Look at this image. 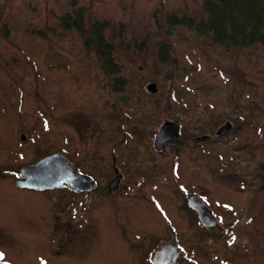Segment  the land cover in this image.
<instances>
[{
  "label": "rangeland",
  "instance_id": "374dc122",
  "mask_svg": "<svg viewBox=\"0 0 264 264\" xmlns=\"http://www.w3.org/2000/svg\"><path fill=\"white\" fill-rule=\"evenodd\" d=\"M202 7L203 0H0L1 264H152L162 224L172 216L185 254L178 264H264V43L227 48L164 22L166 11L200 14ZM78 12L86 23L108 19L114 57L129 76L123 90L115 91L112 78L99 72V56L85 46L80 30L62 26L65 14L77 23ZM161 42L170 58L158 63ZM151 79L165 96L134 104L131 96ZM168 95L179 97L189 127L197 123L195 105L214 117L242 115L240 142L214 145L194 161L185 153L179 167L186 183L182 193L183 186L206 181L205 174L212 179V194L242 193L249 209L239 210L236 226L212 238L194 237L200 230L189 224L187 208L181 206L176 217L177 204L159 191L150 190V203L93 193L66 206L65 191L58 187L15 185L22 165L56 151L101 177L112 131L107 112L167 107ZM136 125L131 122L134 130ZM135 133L121 148L133 143L145 149V132ZM192 176L199 177L195 184L189 182ZM159 179L149 177L148 186ZM253 199L260 210L248 221Z\"/></svg>",
  "mask_w": 264,
  "mask_h": 264
},
{
  "label": "flooded vegetation",
  "instance_id": "af4514ba",
  "mask_svg": "<svg viewBox=\"0 0 264 264\" xmlns=\"http://www.w3.org/2000/svg\"><path fill=\"white\" fill-rule=\"evenodd\" d=\"M189 29L195 31L197 36L209 38V36H205L197 32L196 29ZM145 41V39L140 41L142 43L144 42L142 46L145 45ZM142 46L141 52H143ZM164 46V42H161L156 48V57L158 63L165 62V56L163 55ZM169 58L170 56L168 50V60ZM143 61H141V63L144 64ZM97 62L100 65L99 72L107 73L112 78V84L115 91L119 92L128 85L129 76L125 73L126 69L117 59H115V57L111 61L112 63L119 65V68L115 70L110 67V61L106 59L99 58ZM153 79L145 84L144 89L140 91V93H135L131 96V98L136 100V102H133L134 104L141 105L144 103L143 100L148 99L149 97L154 96L153 98H155L156 96H165V92H161L159 89L158 82ZM168 97L170 102L169 106L167 107L146 108L141 106L135 110H120L114 112L113 109H110L107 112L110 117L108 116L105 120L107 123H110V128H112V131L109 130V133H107L110 143L107 145L106 149L107 172L106 174L102 175L104 176V180H102V176L100 177V175L96 172L84 169V167L80 165V162H76L75 165L71 163L76 171L92 177L96 183V187L91 191L79 190L66 183L60 188L61 190L65 191L64 197L62 199L63 204L65 203L66 206H68L74 202L75 199L89 196L93 193L96 195L99 194V196H104L105 198L109 199L128 196L134 200L139 198L140 202L150 203V196L153 195L150 193V190H152L157 194L159 191V194L164 196L166 200H171V197L173 198V205L177 204L178 206L175 207L177 213L176 217L177 215L180 217L178 211L180 210L181 206L187 208L186 211L188 213L186 212V217L189 221V224H194V226L200 230L197 231L196 229L194 231V237L208 236L212 238L214 234L217 235L224 230L226 231L227 227H234L238 224V214H241L239 210L244 212V210L247 211V209H249V207L246 206L244 202H242V198H244V196L242 193H240V191L235 192L233 190L231 192V190H228L227 192H224L229 194L226 196L228 200L223 197L225 196L224 193L222 196H218L216 193L214 195L212 194V179L210 176L205 174L206 181L199 180L198 182H200V184L195 186L192 185V187H188L187 184L183 186L185 188L182 193L180 191V186L182 183H186H181L182 179L180 177L179 167L180 159L185 153L190 152L193 155L192 157V155L189 153L191 155L192 161H194L196 157L208 155L211 151V147L214 145L222 147L225 146L226 148H229L230 145L237 142L238 140V142H240V138L242 136L241 134L244 131L245 126V121L242 115H230L226 112L225 114L220 113L214 117L213 113H210L211 111L196 109L197 106L195 105V107L193 106L192 108L195 109L197 114L202 118L195 114L197 116H193V119H195L197 123H190L191 127H189L190 125L188 126L186 124L188 122L180 112L181 108L177 104L180 103L179 97H176V95L174 97L168 95ZM174 100L176 104L175 107L172 106ZM117 118L118 122L113 123V121ZM132 121L137 122L135 130L131 127ZM168 121L172 122L174 126L178 127V135L171 137L167 142L164 143L162 149H158L154 143L156 139V133L160 127ZM225 126L228 127L227 130H223V127ZM135 131H140V133L145 132V136H147L145 149L142 151V149H140L137 144L133 143H130L128 148H121L120 145L128 143V139L134 137L136 134ZM23 135L25 134L23 133ZM186 150L189 151L186 152ZM66 151L70 153L69 150ZM63 154L68 157L67 153ZM149 177L160 179L159 182H154L151 186H148ZM196 178L199 177L192 176L191 181L189 182L195 184ZM241 178L243 179V177ZM111 185H116V187L111 189ZM133 185L136 186L135 189H133ZM190 195H196L200 199L197 201V203H206V208H204V214L202 216L205 217L208 222L212 220L216 221L215 225H207L204 223L200 212L196 208L189 205L188 199ZM255 203L256 202H254L253 199L252 206H254L253 210L255 212H252L251 216L248 218V221L255 220V217L258 215L256 211L260 210L259 204ZM167 219V223L162 224V226L165 227V230L163 229V232L160 234V240L151 254L150 261L154 251L159 248L163 242L170 241L172 238L175 239L181 248L178 242L180 235L179 231H177V226H179V224L175 220L174 216ZM184 257V250L181 248V253L177 258L176 264H178Z\"/></svg>",
  "mask_w": 264,
  "mask_h": 264
},
{
  "label": "trees",
  "instance_id": "16d2710c",
  "mask_svg": "<svg viewBox=\"0 0 264 264\" xmlns=\"http://www.w3.org/2000/svg\"><path fill=\"white\" fill-rule=\"evenodd\" d=\"M78 15L77 23L66 14L62 16L64 29L75 27L80 30L88 49H93L99 58L110 61L113 70L119 68L111 62L114 47L106 31L110 26L108 19H93L86 23L80 12ZM164 22L170 26L196 29L209 36L212 42L227 48L264 43V0H203L200 14L181 9L169 10L164 15ZM168 50V46H164L165 61L168 60Z\"/></svg>",
  "mask_w": 264,
  "mask_h": 264
},
{
  "label": "water",
  "instance_id": "95a60500",
  "mask_svg": "<svg viewBox=\"0 0 264 264\" xmlns=\"http://www.w3.org/2000/svg\"><path fill=\"white\" fill-rule=\"evenodd\" d=\"M228 127H223L227 130ZM174 135H178V127L172 122H165L156 133L155 146L162 149L164 143ZM25 138V136H22ZM66 183L74 186L79 190L91 191L96 187V183L92 177L76 171L71 165L68 158L61 152L56 151L45 155L36 162L22 165L19 168L18 178L15 185L21 188H32L35 190H48L53 188H61ZM116 185H111L114 189ZM200 200L196 195H190L188 203L196 208L200 215L204 214L206 203H197ZM205 224L215 225L216 221H209L205 217H201ZM181 253V248L174 238L170 241L163 242L159 248L154 251L152 263L154 264H176L177 258Z\"/></svg>",
  "mask_w": 264,
  "mask_h": 264
},
{
  "label": "snow or ice",
  "instance_id": "6c2138e0",
  "mask_svg": "<svg viewBox=\"0 0 264 264\" xmlns=\"http://www.w3.org/2000/svg\"><path fill=\"white\" fill-rule=\"evenodd\" d=\"M3 256V253H0V257H2Z\"/></svg>",
  "mask_w": 264,
  "mask_h": 264
}]
</instances>
